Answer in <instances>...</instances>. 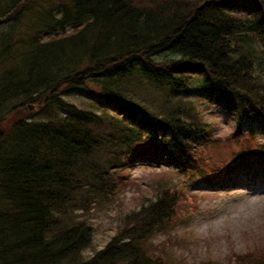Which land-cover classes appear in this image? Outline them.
Instances as JSON below:
<instances>
[{
    "label": "trees",
    "instance_id": "16d2710c",
    "mask_svg": "<svg viewBox=\"0 0 264 264\" xmlns=\"http://www.w3.org/2000/svg\"><path fill=\"white\" fill-rule=\"evenodd\" d=\"M13 1H0V26L8 23L0 33V264H171L148 246L187 200L163 181L157 199L126 215L89 258L82 252L94 227L72 213L112 198L124 169L139 162L191 179L237 164L215 177L220 185L253 165L264 172V143L243 128V116L264 125V0H41L11 12ZM132 80L176 97L162 95L153 108L129 89ZM77 89L103 112L59 95ZM183 93L237 114L234 131L216 138ZM30 104L64 115L28 120ZM209 149L224 154L205 160ZM239 260L264 264V249Z\"/></svg>",
    "mask_w": 264,
    "mask_h": 264
},
{
    "label": "rangeland",
    "instance_id": "374dc122",
    "mask_svg": "<svg viewBox=\"0 0 264 264\" xmlns=\"http://www.w3.org/2000/svg\"><path fill=\"white\" fill-rule=\"evenodd\" d=\"M25 1L37 4L41 0H14L15 4L10 6L8 11L12 12L16 7L17 11L20 10V6ZM43 3L39 4L43 7ZM0 7H4L1 2ZM39 9L37 5L34 13H38ZM28 12L29 8L25 14L27 15ZM35 19H38V16H35ZM37 22L35 27L40 28L41 20ZM28 24L29 22L24 21L23 27H27ZM2 25L0 33L4 31V27L8 26V23L4 27ZM33 31L29 32L25 38L28 39ZM144 84L145 86H142L132 80L128 83V87L135 91L137 99L153 108L161 102L162 95L176 97L157 84L151 85L149 82ZM59 95L79 108L103 112L98 99L90 97L82 90L77 89L70 93L61 91ZM19 96L9 101L2 109H7L11 104L22 100L23 95ZM182 96L194 101L200 118L210 123L216 138L224 139L226 135L234 131L237 114L228 112L214 101L195 93H183ZM43 107L33 104L32 108L27 109V119L41 121L64 115L61 108L57 107L47 112ZM243 118H245V128L253 127L258 139L263 141L262 122L251 121L246 116ZM225 145L229 147V144ZM221 150L214 152L209 149L206 152L210 155L217 153L218 157L224 154V150ZM230 155V153L224 155L227 162L232 160ZM126 170L129 173V180L119 185L118 191L112 198L93 203L89 211L79 208L72 213L75 220L86 219L94 227L93 241L83 250V259L89 258L110 241L123 226L126 215L140 209L143 205L154 202L158 197L156 186L162 181L166 183V187L172 189L171 192H182L181 187H183L190 201H186L180 209V214L172 227L168 226L164 231L155 233L150 240L151 244L156 246L154 248L151 244L148 246L153 254L166 258L171 264H243V261L239 260L240 255L264 249L263 178L242 175L234 188L212 189L202 182H195V180L191 182L188 179L190 175L186 176L168 167L147 162H139L131 169L128 167L124 169ZM190 193L194 194L195 198ZM180 204L183 203L180 201Z\"/></svg>",
    "mask_w": 264,
    "mask_h": 264
},
{
    "label": "water",
    "instance_id": "95a60500",
    "mask_svg": "<svg viewBox=\"0 0 264 264\" xmlns=\"http://www.w3.org/2000/svg\"><path fill=\"white\" fill-rule=\"evenodd\" d=\"M32 107V106H31Z\"/></svg>",
    "mask_w": 264,
    "mask_h": 264
}]
</instances>
